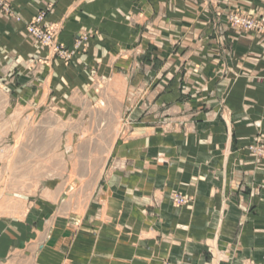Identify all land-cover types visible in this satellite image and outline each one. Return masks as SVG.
Wrapping results in <instances>:
<instances>
[{
	"label": "crops",
	"instance_id": "crops-1",
	"mask_svg": "<svg viewBox=\"0 0 264 264\" xmlns=\"http://www.w3.org/2000/svg\"><path fill=\"white\" fill-rule=\"evenodd\" d=\"M7 1L21 22L0 12V65L36 52L26 24L53 4L46 22H62L70 44L84 28L101 34L88 61L124 79L136 125L112 153L125 167L95 184L76 234L50 207L58 197L28 199L19 219L0 215V264H264V162L248 150L264 140V37L213 19L218 7L262 14L264 0ZM127 47L142 55L116 75L109 55ZM164 109L171 126L156 127ZM176 194L189 203L175 208Z\"/></svg>",
	"mask_w": 264,
	"mask_h": 264
},
{
	"label": "rangeland",
	"instance_id": "rangeland-1",
	"mask_svg": "<svg viewBox=\"0 0 264 264\" xmlns=\"http://www.w3.org/2000/svg\"><path fill=\"white\" fill-rule=\"evenodd\" d=\"M53 6L49 4L26 24L36 52L27 57L16 56L10 64L6 60L0 65L6 69L0 77V215L12 208V216L17 212L19 219L28 199L35 202L47 196L58 197L59 204L50 207L60 209V218L69 222L67 233L76 234L95 184L105 180L110 172L125 167V162L112 153L120 148V142L130 145L136 124L131 122L132 110L125 107L124 79L104 74V61H88L92 57V41L97 37L102 40L101 34L96 29L84 28L70 44L62 38V22H46ZM0 12L21 22L7 0H0ZM135 16L129 13L131 23ZM213 19L240 35L264 37V13L218 7ZM135 54L141 56L142 50L127 47L111 58L109 55L107 63L114 65L116 75H122L124 68L116 65L123 61L133 64ZM71 68L77 79L64 76ZM69 84L86 86L89 92L69 88ZM42 85L46 92L23 101L26 90L36 92ZM9 86L16 90H5ZM167 111H162L164 119L156 127L171 126ZM187 123L177 126L184 129ZM248 150L264 162V140L260 135ZM172 200L175 208L189 203L182 194H176Z\"/></svg>",
	"mask_w": 264,
	"mask_h": 264
}]
</instances>
